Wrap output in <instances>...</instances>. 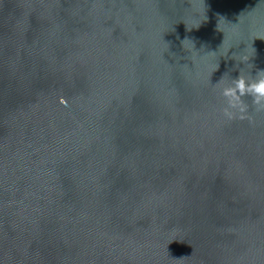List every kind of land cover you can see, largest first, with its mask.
Instances as JSON below:
<instances>
[{
  "label": "water",
  "instance_id": "1",
  "mask_svg": "<svg viewBox=\"0 0 264 264\" xmlns=\"http://www.w3.org/2000/svg\"><path fill=\"white\" fill-rule=\"evenodd\" d=\"M259 70L264 0H0V264H264Z\"/></svg>",
  "mask_w": 264,
  "mask_h": 264
},
{
  "label": "clouds",
  "instance_id": "2",
  "mask_svg": "<svg viewBox=\"0 0 264 264\" xmlns=\"http://www.w3.org/2000/svg\"><path fill=\"white\" fill-rule=\"evenodd\" d=\"M223 79V76L221 77ZM221 95L226 102L223 114L229 120L249 119L247 115L248 105L244 101L245 96L252 99L256 111H264V70L257 71L254 77L245 78L239 75L232 83L221 90ZM62 103H67L62 101Z\"/></svg>",
  "mask_w": 264,
  "mask_h": 264
}]
</instances>
